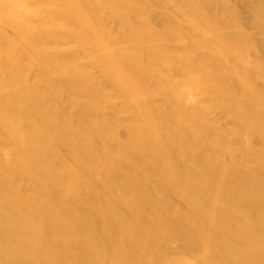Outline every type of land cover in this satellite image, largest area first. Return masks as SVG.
Instances as JSON below:
<instances>
[{
	"label": "rangeland",
	"instance_id": "obj_1",
	"mask_svg": "<svg viewBox=\"0 0 264 264\" xmlns=\"http://www.w3.org/2000/svg\"><path fill=\"white\" fill-rule=\"evenodd\" d=\"M81 1H78V3L81 2V5H79L83 6L82 8H84L85 12L90 16L93 15L92 17L96 18L97 24L109 34V37L111 35V39L116 44H120V51L137 55L140 58L139 62L143 63L142 66L144 67L147 64L153 67L151 68L152 71L146 68L141 81V85L143 84L145 91L149 92L147 94L155 107L151 116L153 123H148L152 128L165 135L164 137H169L168 140L176 145L180 143V138L178 139L179 134H177L179 131L178 124L170 113L173 103L175 101L181 103L180 101H182L184 102L183 104L186 103L192 109L194 107L196 112L202 114V117L196 123L198 125H194L198 127H193V131L198 140L208 136L211 143L204 142L203 144L202 142V144H198L192 149L187 148V150L181 151V154H177L174 157L177 160L174 159V161L191 171L197 167L192 162V158L202 161L209 157L212 151H216V156L222 162L229 161L232 158L235 164H240L248 171L264 172V167L260 168L257 159L239 145L238 140L242 127L234 121L233 112L231 113V109H228L229 98L227 96L226 98H223L225 96L214 98L206 85L204 86L205 88L193 86L194 82H197L194 81L197 78L199 81H208L209 77L205 74L204 68L205 70L211 67L219 69V66H221L222 69L220 68L219 70L223 74L229 68L225 75L229 74V72L231 74L234 73L246 90L259 101L264 112V100L254 89V86L247 81L237 65L239 63L248 72L255 73V86L262 85L261 83L264 81V0H212L214 15L222 21L233 24L235 27L236 38L231 40V42L219 38L221 36L213 31L207 23L194 16L190 12L191 7L187 0H125L126 5L123 1L122 6H125L124 8L121 6L119 9L115 7L111 0ZM0 4L4 8L12 9V13L3 19L0 18V38L2 39V46H0V87L8 85L7 88L12 90L10 92L16 101L19 102V106H21V109L18 110L21 122H27L28 120V122H35L34 125L37 124L36 126L42 131V135L45 136L44 138H47L48 142L52 144V148L56 150L55 154H59V157H57L59 162L63 165L67 162L66 165L71 169L66 168L65 173L76 174L81 181H85L84 179L88 180L89 185L93 187L91 188L92 190L94 189L100 196L102 195L101 197H104L105 199H103L107 200L106 202L112 206V209L117 210L120 216L122 215V218L128 219L129 224L131 223L130 226L133 225L131 228L141 236L142 244L148 245L146 246L148 250L150 248V259L158 264H181V262L183 264H202L203 262L208 264H233L222 250L221 240L216 236H210L201 224L189 217L190 206L188 205L189 199L186 193L184 190L175 188L167 183L162 172V165L158 164V162L156 164L153 163L147 157L153 154L152 150H145L142 157L137 160L134 155L126 151L125 144L130 137L129 127L137 121V107L133 102L128 101L126 96L119 93L114 85H111L108 74L101 62L102 59L92 46L93 37L91 32L86 27L81 28L71 21L60 0H0ZM123 13L125 16H123ZM144 17L147 18L146 23L143 22ZM132 18H134L135 22ZM128 21L137 27L139 24L141 29L144 26V31L147 29L150 32L151 30L156 42L165 45L162 47H168V51H166L167 58L163 65L159 64L155 58L152 59V62L150 61L151 58L148 60L146 56L144 57V52L135 43L126 38V22ZM148 26L149 29L151 28L150 30ZM173 29L178 31L186 40L189 38L190 45H188V42L179 44L177 39L175 41V37L171 34ZM40 32H46L45 34L48 36L44 42L43 50L53 62L51 66H48L50 63L45 60L42 54L40 55L36 44L31 43L27 39L35 34H41ZM153 32L162 34L159 37ZM168 32L172 38L169 34L167 35ZM195 41L199 42L200 45L196 44ZM230 43L232 44L230 45ZM233 44L235 47L237 46L235 49L232 47ZM30 45L33 47H30ZM9 46L14 48V59L18 66L22 67L25 83L31 85L33 88H30L35 93L40 92L42 96L41 102L44 105L40 102L39 105L35 106L32 100L25 96L27 94L24 95L26 91L29 93V90L23 88V92L20 86H17L16 82L14 83V78H11L10 58L7 55ZM239 51L243 53L241 54ZM211 53H214L215 58L212 59L209 56ZM185 55L194 57L193 65L196 66H190L187 69L186 64L184 66L180 59ZM214 59L219 62L215 60L214 63ZM237 61L238 63L236 64ZM205 62L206 64H204ZM200 65H202V68ZM223 66L224 68L227 67L226 70ZM49 67H52L51 70ZM195 68L198 69V72ZM41 69L48 73L47 76L52 88H48L42 81ZM71 69H74L79 75L71 77L69 73ZM148 69L150 70L149 72H147ZM189 69L193 70L196 75ZM222 70L225 71L223 72ZM198 73L202 74L198 75ZM166 90L171 91L169 93H173V97L169 93L164 92ZM174 94H176L177 98L174 97ZM89 98L95 101L93 108L87 106ZM20 112L23 113L21 114ZM155 117L156 120L154 121L153 118ZM262 118L264 120V116ZM28 124L25 123L24 125ZM61 124H66L68 128L73 129L75 132L82 126H88L93 132L95 131L97 138H95L94 143L97 150L100 148L98 150L99 159L102 164L107 163L108 170L115 172L113 176L115 181H124L125 177L122 173L124 171L130 172L134 179L136 177L139 178L137 181L141 183L144 196L148 198L143 202L137 201L136 203L138 204L136 206L143 207L142 212H152L150 220L148 219L149 223H144L141 215L134 217L129 206L121 203L119 197L103 186L101 180L96 178L92 168L87 167L94 162L90 160L91 158H87L88 161L86 163H89L87 166L84 164L82 166L81 162L76 160L71 147L67 146L65 138L63 137L62 139L60 135L62 133L61 129H59ZM173 127L174 129L176 127V132L174 131V133L178 141L176 137H173L175 136L174 134L169 135L172 133ZM6 133V135L0 136V156H3L6 160L10 158V161H15L16 157L11 144L13 133L11 131H9L10 135H8V132ZM10 136L11 138H9ZM226 139L230 146L225 141ZM244 140L250 148L255 149L258 145L256 131L248 129ZM67 147H69L70 152ZM232 147L233 149H231ZM233 152H235V155ZM112 154L114 155L113 157L111 156ZM116 155L118 156L119 167ZM120 157L121 159H119ZM60 160H64V163ZM6 166L10 167V164ZM5 167L3 168L4 170L6 169V175L10 177L14 169L9 170L12 166L9 169ZM4 170H0V174L2 172L5 174ZM22 175L23 173L19 174V180L21 178V181H18V184L20 183L19 190L27 194V196L30 195L31 198L32 194L36 196L38 193L35 191L37 188L36 179L29 173ZM201 176L205 177L202 174ZM10 178L11 181L16 180L13 176ZM148 178L152 179V181L154 180L155 184L150 183ZM34 196L32 199L35 200L33 203L36 204L38 195ZM220 201L223 202L221 203L223 210L232 211L231 206L226 201L224 202L222 199ZM237 214L241 216L238 212ZM25 218L27 219V215H25ZM25 218L23 219L26 220ZM244 220L247 221L246 218ZM50 224L44 222L43 228L52 230L51 227L53 225L51 224L52 226L50 227ZM217 226L216 222L209 223L206 229L210 230ZM61 228L58 229L60 231H58V235L61 236L59 250L74 252L75 249L77 250L75 243L72 244L66 238L70 227L66 225ZM167 230L170 231L166 232ZM119 233L115 235L116 242L121 243L120 249H124L123 253L125 255L129 254V251H126L125 248L124 237ZM120 239L121 241H119ZM151 250L156 254H153ZM106 260L107 264H109L111 257ZM17 264L28 263L20 261Z\"/></svg>",
	"mask_w": 264,
	"mask_h": 264
},
{
	"label": "bare ground",
	"instance_id": "obj_2",
	"mask_svg": "<svg viewBox=\"0 0 264 264\" xmlns=\"http://www.w3.org/2000/svg\"><path fill=\"white\" fill-rule=\"evenodd\" d=\"M60 1L71 21L81 28L86 27L91 32L93 37L92 46L97 55L102 59L101 62L108 74L111 85H114L119 93L126 96L128 101L133 102L137 107V121L129 127V141L127 142L126 140V146L123 145L126 151L134 155L137 160L142 157L145 150H152L153 154L147 157L153 163L156 164L158 162V164L162 165V172L167 183L175 188L184 190L186 193L189 199L188 205L190 206L189 217L201 224L210 236H216L221 240L222 250L233 264H264V172L257 173V171L254 172L255 170L253 172L248 171L240 164H235L232 158L229 161L222 162L216 156V151H212L211 155L202 161L192 158V162L197 167L191 171L177 161H174V157L179 153L181 154V151L187 150V148L192 149L194 146L202 144V142L203 144L204 142H210L208 136H204V138L198 140L193 131V127H198L194 125L198 123L202 114L196 112L194 107L192 109L186 103L183 104L184 102L182 101H180L181 103L175 101L170 113L179 127H177L179 130L177 134H179L178 139L180 138V143L177 142L178 144L176 145L172 144L168 140L169 137H164L165 135L160 134L148 124L153 121H151V116L154 113L155 107L150 100L149 92L147 91V94L143 88L144 86H142L143 84L141 85V81L143 80L146 68L151 70L153 67H150V64L144 67L142 66L143 63L139 62L140 58L137 55L120 51V44H116L111 39V35L109 37V34L97 24L96 18L92 17L93 15H88L84 8H82L83 6H80V3L83 1ZM78 1L81 2L78 3ZM111 1L118 9L123 5V1L125 4V0ZM187 1L191 7L190 12L207 23L213 31L221 36L219 38L230 42L236 38L234 25L222 21L214 15L212 0ZM1 6L0 18L3 19L12 13V9ZM124 6L122 7L124 8ZM132 19L134 21V18ZM146 20L147 18L144 17L143 22L146 23ZM126 23V38L135 43L144 52V57L146 56L148 60L151 58L150 61L152 62V59L155 58L159 64L163 65L167 58L166 51H168V47H162L165 45L156 42L149 26L148 29L150 32L147 29L144 31L143 24L142 28L144 30L139 27L140 25L138 23V27L132 22L128 21ZM40 33L26 38L31 43L36 44L40 55L42 54L45 60L50 63V65L47 63L48 66H51L53 62L43 50L44 42L48 36L45 34L46 32ZM153 33L156 36L159 35V37L162 34L159 32V34L157 32ZM171 34L175 37V41L176 39L179 41V44L188 42V45H190L189 38L186 40L178 31L173 29L171 30ZM1 40L0 38V46H2ZM223 40L221 41L224 42ZM195 42L199 44V42ZM30 47L33 46L30 45ZM232 47L235 49L237 46L235 47L233 44ZM239 52L241 54L243 53L242 51ZM7 53L10 58L11 78H14V83L16 82L15 84L17 86L19 85L23 92L25 88L28 89L29 93L25 90L26 93L24 95L27 94L25 96H28L35 106L39 105L42 96L39 91L35 93L30 88L32 86L25 83L22 67L20 65L18 66L14 59L15 53L13 46L8 47ZM209 56L212 59L215 58L214 53H211ZM193 58L192 56L185 55L180 59L184 63V66L186 64L188 69L190 66H196L193 65ZM237 65L247 81L254 86V89L264 100V81H261L262 85L255 86V73L248 72L239 63ZM200 66L202 68V65ZM219 67L222 69L221 66ZM226 68L224 69L226 70ZM149 69L147 72L150 71ZM219 69L211 67L205 70L204 68L205 74L209 77H206L208 81H199L197 78V80H194L197 82H194L193 86L204 87L206 85L207 89H210L209 91L212 92L211 94L214 98L223 96H225L223 98H226V96L229 98V100L227 99L230 102H228V109H231V113L233 112L235 117L234 121L242 127L238 140L239 145L244 150L250 152L257 159L260 168H263L264 120L262 116H264V112L259 101L246 90L234 73L231 74L229 72L230 75H225L229 68L226 71L222 70L223 72L225 71L224 74ZM191 71L196 75L193 70ZM196 71L198 72V69ZM69 73L71 77L79 75L74 69L69 70ZM47 74L44 72V69H41L42 81L48 88H52ZM201 74L198 73V75ZM50 80L52 81V79ZM7 86L0 87V136L6 135V132L10 135L9 131L13 133L11 144L13 145L16 158L15 161H10V158L8 161L3 156H0V170H4L3 167L10 164V167L6 166L5 168L8 167L9 169L12 166L9 170L14 169V172H11V176L15 177L16 180L11 181V176L6 175V169L4 170L5 174L3 172L0 174V264H17L20 261H26L28 264H107L106 259L108 257H111L109 264H123L124 262L125 264H158L156 261L150 259V248L148 250L146 247L148 245L145 246L142 244L143 240H141V236L131 228L133 225L130 226L131 223L129 224L128 219L125 220L122 218V215L120 216L118 211L112 209V206L106 202L107 200L105 201V198L103 197V199L101 197L102 195L100 196L94 189L92 190L91 188L93 187L89 185L88 180L84 179L86 182L81 181L77 178L76 174L65 173L66 168H71L66 165L67 162L64 163V160L60 161H63L66 166L59 162L57 159L59 154L56 153L58 156L55 154L56 150L52 148L53 146H51L52 144L48 142L47 138H44L45 136L42 135V131L36 126L37 124L34 125L35 122H28L29 120L27 121V119H25L27 122H21L20 116L18 115V110L21 109V106H19V102L16 101L10 92L12 90H9ZM164 92L169 93L171 91L166 90ZM172 94L169 93L171 96ZM174 97L177 98L176 94H174ZM94 105L95 101L89 98L87 106L93 108ZM21 119L22 121L24 120L23 117ZM153 119L155 121L156 117ZM25 123L29 124L24 125ZM60 126L59 129L62 131L60 135L62 139L63 137L65 138L64 140L67 146L69 145L71 147V151L74 153L76 160L81 162L82 166L83 164L87 166L89 164L86 163L88 161L87 158H91L90 160L94 162L87 167L92 168L96 178L101 180L103 186L109 192L119 197L121 203L129 206L134 217L141 215L143 216L144 223H149L148 219L150 220L152 212H142L143 207L136 206L138 204L136 203L137 201L143 202L148 198L144 196L142 185L137 181L139 178L136 177L134 179L130 172L124 171L122 172L125 177L124 181L118 182L116 180V182L114 180L115 178L113 179L115 172L108 170L107 163L102 164L99 159L98 150L100 148L97 150L94 143L95 138H97V135L94 133L95 131L93 132L88 126H82L76 132L68 128L66 124H61ZM248 129H254L257 133L258 145L255 149L250 148L244 140ZM174 131L176 132V127L175 129L173 127L172 133L168 134H174L175 136L173 137H176L177 140ZM225 141L228 142L227 139ZM68 150L70 152V149ZM233 154L235 155V152ZM111 156L113 157L114 155L112 154ZM116 161L118 164V158ZM22 173L23 175L29 173L36 179L37 188L35 191L38 192H36V196H38L36 197L32 194V198L33 196L36 197V204L33 203L35 200L30 195L27 196V194L19 190L20 183L18 184V181H21V178L19 180V174ZM201 174L205 175V177L203 178ZM148 180L150 183L155 184L154 180L152 181L150 178ZM221 199L231 206L233 212L223 210V205L221 204L223 202L220 201ZM24 213H26L27 219ZM23 215V218L26 220L22 218ZM243 215L247 221L244 220ZM44 222L51 223L53 225L51 227L52 225L50 224L52 230L50 228H43ZM214 222L218 224L216 228L206 229L207 224ZM66 225L70 227L66 238L72 244L75 243L77 247V250L75 249L71 253L65 250H59L61 236L58 235V229ZM168 231L170 230L166 232ZM116 233L123 235L126 244L125 248L126 251H129V254L125 255L123 253L124 249H120L121 243L116 242ZM181 264L183 263L181 262ZM202 264L208 263L203 262Z\"/></svg>",
	"mask_w": 264,
	"mask_h": 264
}]
</instances>
